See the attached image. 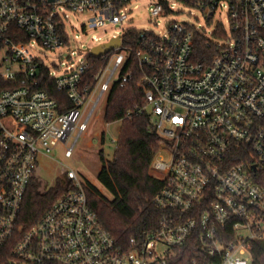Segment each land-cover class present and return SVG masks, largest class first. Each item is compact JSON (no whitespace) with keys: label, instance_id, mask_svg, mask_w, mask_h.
<instances>
[{"label":"built area","instance_id":"1","mask_svg":"<svg viewBox=\"0 0 264 264\" xmlns=\"http://www.w3.org/2000/svg\"><path fill=\"white\" fill-rule=\"evenodd\" d=\"M133 1L0 0V249L16 236L12 264H170L195 232L191 264H250L251 242L264 239V185L256 180L264 177V0H151L152 17L182 3L207 23L222 12L226 20L210 35L188 22L171 21L161 35L130 27L100 56L90 49L112 37L93 36L99 43L61 73L35 54L36 46L69 43L70 12L99 28L127 21ZM129 29L138 32L133 46L123 44ZM196 33L216 46L207 64L193 58ZM130 54L141 69L137 111L162 137L149 167L162 181L153 198L162 210L157 228L139 243L130 238L127 249L117 246L88 203L86 182L68 170L73 187L24 230L18 217L38 153L63 142L72 154L101 99L127 81L120 69ZM44 77L68 105L39 88Z\"/></svg>","mask_w":264,"mask_h":264},{"label":"trees","instance_id":"2","mask_svg":"<svg viewBox=\"0 0 264 264\" xmlns=\"http://www.w3.org/2000/svg\"><path fill=\"white\" fill-rule=\"evenodd\" d=\"M137 37L138 32L129 29L123 35V44L133 46ZM216 51V46L208 38L199 33L194 35L195 61L207 64ZM97 66L96 64L94 68ZM120 74L127 75V81L121 87L113 85L108 91L102 115L106 124L120 121L111 159H106L103 150H99L100 169L97 179L108 195L90 182H86V193L88 203L102 227L113 237L117 246L127 249L130 238L139 243L146 234L153 232L162 214V210L153 201L162 181L155 178L149 170L162 137L154 129L148 113L137 111L143 106L144 98L137 85L141 69L134 54L127 57ZM39 88L56 99L59 107L69 104L65 93L57 90L53 81L47 77L40 80ZM103 142L104 135L101 136V143ZM256 180L264 185V177ZM72 187V180L67 174L66 178L47 189L41 188L32 176L24 195L18 223L24 230L30 228ZM227 238L231 239V235ZM15 240L16 236L0 249V264H12L11 248ZM199 247V234L195 232L184 245L174 250L169 263L191 264ZM248 252L251 256L250 264H264V239L252 241Z\"/></svg>","mask_w":264,"mask_h":264},{"label":"rangeland","instance_id":"3","mask_svg":"<svg viewBox=\"0 0 264 264\" xmlns=\"http://www.w3.org/2000/svg\"><path fill=\"white\" fill-rule=\"evenodd\" d=\"M151 6V0H135L130 5L131 11L128 13L127 21L119 24L106 22L103 27L99 28L88 27V15H76L70 12L73 28L69 31V43L54 50H45L36 46L35 54L52 71L61 73L65 72L70 64L77 65L88 54L87 48L104 42L114 34H121L130 27L138 31L148 30L161 35L165 33L167 24L171 21L188 22L210 35L219 19L223 23L226 20V15L222 12L215 15L212 21L207 23L199 10L182 3L175 4L174 13L152 17L150 15ZM83 24L85 30L82 29ZM93 36L100 38V41L94 42ZM105 99L106 96L99 102L88 122L86 131L76 141L70 156H65L66 146L63 142H58L48 154L38 153L33 178L40 184L41 188L47 189L55 185L57 181L66 178L68 170H72L82 182H90L105 195H108L97 179V173L100 169L99 150H103L106 159H111L115 147L112 139L117 138L120 121L111 124H106L103 121ZM102 135H104L103 143H101ZM72 141L73 139H69L67 144L71 145Z\"/></svg>","mask_w":264,"mask_h":264},{"label":"water","instance_id":"4","mask_svg":"<svg viewBox=\"0 0 264 264\" xmlns=\"http://www.w3.org/2000/svg\"><path fill=\"white\" fill-rule=\"evenodd\" d=\"M120 43L119 37H112L109 41L96 45L90 49V53L94 56L104 55Z\"/></svg>","mask_w":264,"mask_h":264}]
</instances>
